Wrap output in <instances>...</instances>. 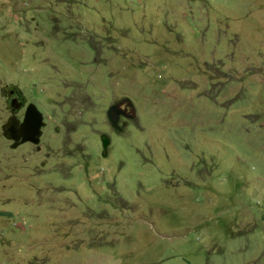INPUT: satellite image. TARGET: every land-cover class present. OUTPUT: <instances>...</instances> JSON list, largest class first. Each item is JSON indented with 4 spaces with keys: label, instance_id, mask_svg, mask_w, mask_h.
<instances>
[{
    "label": "rangeland",
    "instance_id": "1",
    "mask_svg": "<svg viewBox=\"0 0 264 264\" xmlns=\"http://www.w3.org/2000/svg\"><path fill=\"white\" fill-rule=\"evenodd\" d=\"M10 86L0 264H264V0H0Z\"/></svg>",
    "mask_w": 264,
    "mask_h": 264
},
{
    "label": "water",
    "instance_id": "2",
    "mask_svg": "<svg viewBox=\"0 0 264 264\" xmlns=\"http://www.w3.org/2000/svg\"><path fill=\"white\" fill-rule=\"evenodd\" d=\"M5 92L8 96L13 95V97L7 99L10 114L0 125L3 137L12 141L9 145L11 148L17 147L22 142L37 144L41 134L40 128L43 124L42 114L33 103L29 102L25 105L20 121L15 115V111L20 108V91L16 87L10 86L9 90H3V93ZM121 104H123V107H120ZM124 110H127V112L125 113ZM106 113L110 124L117 127L118 114L122 113L124 116L129 117L133 115L134 109L129 99L124 98L109 107Z\"/></svg>",
    "mask_w": 264,
    "mask_h": 264
},
{
    "label": "flooded vegetation",
    "instance_id": "3",
    "mask_svg": "<svg viewBox=\"0 0 264 264\" xmlns=\"http://www.w3.org/2000/svg\"><path fill=\"white\" fill-rule=\"evenodd\" d=\"M10 89V87L9 88H7V89H5L4 91H7V90H9ZM7 92H5L4 94H5V101L9 98H12L13 97V95H10V96H8L7 94H6ZM19 96H20V108L18 109V110H16L15 111V114L20 110V113H21V110H22V113H21V116H20V121H21V118H22V114H23V111H24V108H25V105L27 104V103H29L30 101H26V99H25V97L23 96V94L20 92V94H19ZM120 107H123V104H121V106ZM8 111H9V114H10V109L8 108ZM124 112L126 113L127 112V110H124ZM125 117H124V115L122 114V113H119L118 114V116H117V120H119V119H124ZM9 141V140H8ZM10 143H11V141H9ZM25 144V143H31V142H22V143H20V144Z\"/></svg>",
    "mask_w": 264,
    "mask_h": 264
}]
</instances>
